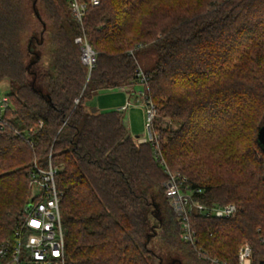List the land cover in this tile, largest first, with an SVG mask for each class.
Returning <instances> with one entry per match:
<instances>
[{
  "label": "trees",
  "instance_id": "16d2710c",
  "mask_svg": "<svg viewBox=\"0 0 264 264\" xmlns=\"http://www.w3.org/2000/svg\"><path fill=\"white\" fill-rule=\"evenodd\" d=\"M77 37L97 53L92 69ZM35 46L47 68H34ZM150 50L145 70L137 53ZM5 80L14 90L0 108V240L29 200L35 165L51 161L67 264H209L180 238L168 166L202 202L239 205L232 219L191 214L201 250L236 262L247 240L264 264V0H101L82 23L69 0H0ZM139 84L157 110L165 164L124 111L86 104L99 90ZM187 250L189 259L177 252Z\"/></svg>",
  "mask_w": 264,
  "mask_h": 264
},
{
  "label": "built area",
  "instance_id": "2783aa9c",
  "mask_svg": "<svg viewBox=\"0 0 264 264\" xmlns=\"http://www.w3.org/2000/svg\"><path fill=\"white\" fill-rule=\"evenodd\" d=\"M101 0H69V9L72 15L81 23L88 3L99 5ZM77 42L83 43L81 60L90 69L96 61V51L92 49L85 37H77ZM145 77L142 73L141 82ZM140 86L142 84H139ZM133 87V88H131ZM138 92L135 86H130L128 95L135 91L136 97L145 104L146 110V135L137 137L139 142H151L155 145L156 157L161 163L164 159L161 153L160 136L153 128L157 110L152 100L146 97L143 86ZM8 102L6 95H0V108ZM128 104L130 101L127 102ZM124 105L120 110H126ZM43 126V122H39ZM1 127V124H0ZM58 169L50 161L48 167L37 164L31 172L32 182L36 184L33 196L18 214V222L11 235L0 240V264H67L66 240L62 222L61 200L62 193L58 189L56 175ZM168 180L165 183V195L174 209L180 225V238L190 244L199 257L209 260V264H254L253 247L249 241H243L237 250L236 262H228L217 257H210L198 245L196 231L191 222V214L197 213L211 218H234L239 210V205L234 202L226 204L209 205L201 201L198 196L201 189L191 188L179 172L171 171L166 166ZM264 240V239H263Z\"/></svg>",
  "mask_w": 264,
  "mask_h": 264
},
{
  "label": "rangeland",
  "instance_id": "374dc122",
  "mask_svg": "<svg viewBox=\"0 0 264 264\" xmlns=\"http://www.w3.org/2000/svg\"><path fill=\"white\" fill-rule=\"evenodd\" d=\"M29 1L30 0H28V2ZM35 51L38 54H40L41 55L40 57L42 58L40 60V57H39L38 59L39 61L36 63H33L34 68H40V66L43 68H47L48 62H49L47 58L48 56L46 55L47 52L44 53L43 50L39 49L38 47H36ZM42 53H44V55ZM137 57L142 67L145 70H148L153 66L156 60V52L155 50L138 52ZM34 59H36L35 56H34ZM141 89H142L141 86L135 87L136 92L140 91ZM13 90H14V87L11 85L9 81L5 80L0 83V92L2 95L8 94ZM128 100L130 101L129 104L127 103ZM122 102L127 103L126 105H128L127 109L124 110V113H125V121L129 128V131L132 133V135L136 139L138 136L144 137L147 132L146 110H145L146 107H145L144 102L140 98L138 99L135 94L133 95L131 94V96L129 97L125 89H122V88L102 89V90L95 92L92 96H90L87 99L86 104L88 107H90L91 110L92 108H96L97 110L103 112V111H108L112 109H117L118 107H120L119 104H121ZM30 185H31V191H30L29 198L33 196V193L35 192V189H36V184H34V182L31 181ZM163 200H164V197H162V199L159 200L158 207L160 208L161 213L165 214V212L168 210L165 209ZM155 244L158 245V243H155ZM177 252H179V255H182V256L187 255V258L188 256L189 257L192 256L188 250L184 252L182 251L181 252L177 251Z\"/></svg>",
  "mask_w": 264,
  "mask_h": 264
},
{
  "label": "water",
  "instance_id": "95a60500",
  "mask_svg": "<svg viewBox=\"0 0 264 264\" xmlns=\"http://www.w3.org/2000/svg\"><path fill=\"white\" fill-rule=\"evenodd\" d=\"M97 109L96 108H92V112H95ZM258 141L261 144V146L264 148V124H262L259 127L258 130ZM173 262H176V260H174ZM179 264H182V262L180 260L177 261Z\"/></svg>",
  "mask_w": 264,
  "mask_h": 264
},
{
  "label": "crops",
  "instance_id": "0c3cea01",
  "mask_svg": "<svg viewBox=\"0 0 264 264\" xmlns=\"http://www.w3.org/2000/svg\"><path fill=\"white\" fill-rule=\"evenodd\" d=\"M122 89H123V88H122ZM125 91L127 92V95H128V91H127V90H125ZM129 97H130V96H129ZM129 100H130V99H129ZM129 100H128V101H129ZM126 104H127V103H123V102H122L121 104H119L120 107H118L117 109H121V108H122L124 105H126ZM119 105H118V106H119Z\"/></svg>",
  "mask_w": 264,
  "mask_h": 264
}]
</instances>
